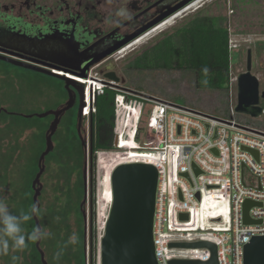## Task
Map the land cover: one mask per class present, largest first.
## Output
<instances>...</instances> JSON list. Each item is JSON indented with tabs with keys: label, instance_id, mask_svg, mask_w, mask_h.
Listing matches in <instances>:
<instances>
[{
	"label": "built area",
	"instance_id": "built-area-1",
	"mask_svg": "<svg viewBox=\"0 0 264 264\" xmlns=\"http://www.w3.org/2000/svg\"><path fill=\"white\" fill-rule=\"evenodd\" d=\"M91 71L86 79L71 77L85 91L89 89L85 82L93 80L91 104L84 97V117L95 112L94 98L107 87ZM117 92V151L97 152L96 172L103 186L104 155L123 158L117 165L143 163L157 169L153 221L157 263H207L211 252L206 247L170 246L207 242L215 246L218 264H243L244 246L253 237L264 236V131L237 123L231 116L222 120L143 94ZM147 104L151 107L146 117ZM145 118V129H140ZM246 202L254 204L248 210L253 224L244 223Z\"/></svg>",
	"mask_w": 264,
	"mask_h": 264
},
{
	"label": "rangeland",
	"instance_id": "rangeland-1",
	"mask_svg": "<svg viewBox=\"0 0 264 264\" xmlns=\"http://www.w3.org/2000/svg\"><path fill=\"white\" fill-rule=\"evenodd\" d=\"M196 5H201V8L194 10L193 6L188 7L189 12L185 16L184 12L187 10L181 14L183 16L180 17L179 14L164 24L167 29L163 33L159 34L156 30L157 32L145 34L143 37L140 35L141 39H135L134 41H137L135 44L116 51L112 61L120 82L106 80L102 77V73H99L97 66L89 69V71L92 70L90 74L95 72L99 78L105 80V83H110V85L106 84L107 87L115 91L143 94L222 120H230L231 116L237 123L264 131V113L258 119H251L240 114L231 115V110L236 105V80L237 76L245 71L247 50L251 51V71L259 79V91H264V0H202ZM199 10L212 17L223 18V25L229 31L231 58L226 90L196 89L194 75L191 72L137 71L126 67L136 56L158 42L164 35L171 34L175 28L184 24L186 19L194 17ZM63 74L71 76L68 73ZM58 80L21 70L17 71L13 67L8 68L0 63V110H4L0 113V188L3 189V194L8 199L11 191L21 188L19 183L22 182V177L26 173V167L33 162L34 155L41 146V136L50 124V116L38 118L36 115L55 111L67 101V93L64 91L62 81ZM71 90L72 93H76L75 88L71 87ZM147 107L146 117L151 104H147ZM77 108L78 100L72 110L60 119L57 131L52 136L53 152L49 158L44 160V171L40 177L41 190L37 200L43 214L37 219L41 226H46L49 230L48 224L56 219L54 216L51 219V213L60 211L62 214L60 221L64 222H61V233L66 234L68 239L73 232L78 235L79 228L82 229L85 264H93V262L98 264L97 241L99 242L102 236L109 208L105 202V189L99 184L102 176L96 172V168L93 179L87 172L86 189L84 190L82 170L85 154H83V160H80L82 148L76 142L73 157H69L68 147L66 152L57 149L59 144L65 148L70 143L65 137L66 129L70 121L76 128ZM145 121L146 118L141 122L142 129H145ZM80 132L88 143L89 117L82 118ZM140 138L144 139L143 132ZM3 177L5 181H2ZM79 190L80 193L77 192ZM84 192L86 199L83 203ZM92 199L94 200L92 211H94L95 219L92 217L90 236L89 202ZM76 207L81 209L82 214L85 212V223L83 220V223L79 224ZM50 208L53 211L48 215L47 211ZM93 244L96 247L95 251L92 250ZM72 248L76 249L75 245H72Z\"/></svg>",
	"mask_w": 264,
	"mask_h": 264
},
{
	"label": "water",
	"instance_id": "water-1",
	"mask_svg": "<svg viewBox=\"0 0 264 264\" xmlns=\"http://www.w3.org/2000/svg\"><path fill=\"white\" fill-rule=\"evenodd\" d=\"M192 0H189L175 10L167 14L166 17L172 15L174 12L182 9ZM166 17L160 19L162 21ZM157 23V22H156ZM156 23L150 25L143 31L132 36L127 42L121 44L101 56H94V59L90 62L83 64L82 62L87 59L77 60L72 53L60 51V58L64 59L63 63H60L63 67L78 71L77 77L83 79L87 78L89 69L97 65L103 58L111 55L120 47L126 43L136 39L140 35L144 34ZM65 52V53H64ZM87 58V57H86ZM0 60L10 63L14 66L28 69L47 77L59 79L64 83V90L67 93L68 99L63 107L45 113L37 114L38 118H45L48 116L53 117V121L49 124L45 133V148L38 158V172L31 182V188L33 190L32 201H37L40 195L41 185L40 177L44 171V160L46 156L52 152L53 143L52 136L55 134L60 121V115L71 109L78 100L77 108V133L84 151V164L82 170V178L84 183V190L86 189L87 172L89 176L92 170L93 152L91 144V115H89V137L88 143L82 138L80 132V126L83 116V109L85 107L84 97L85 90L81 84H78L74 80L62 75L54 73L52 70L66 71L60 69V67L51 64H39L37 66L24 64L22 62L13 60L11 58L1 56ZM83 64V65H82ZM252 60L251 51L247 50V58L245 71L237 76L236 80V105L233 109L234 114H240L247 116L251 119H258L264 113V109L260 105V100H264V91H259V79L257 75L252 73ZM103 77L106 80L113 81L115 83L120 82V79L112 72L104 74ZM105 83V82H104ZM108 84V83H105ZM110 85V83L108 84ZM72 88H75L76 93H72ZM91 104V94H90ZM4 110H0V113ZM114 145L116 142L114 141ZM88 168V170H87ZM196 173L198 171L195 169ZM186 177V175H185ZM90 180V178H89ZM158 171L150 164L143 163H124L117 165L110 173V190L111 201L108 208L106 220L104 222V228L102 236L98 243V264H158L154 253V241H153V221L155 212V201L157 191ZM86 199V193L84 192V200ZM254 204L246 202L243 208V219L245 224H253L249 220L248 210ZM85 223V212L82 214ZM186 220V216H180L182 220ZM35 225L39 224L38 219L34 218ZM259 223V222H257ZM89 226L90 236L92 234V200L89 202ZM40 242H36V248L40 254V260L42 264H47L45 255L40 249ZM172 247H206L211 252V258L204 264H218L216 258V248L213 244L207 242H200L195 244H170ZM169 264H198L197 262L190 261H171ZM243 264H264V236L253 237L243 249Z\"/></svg>",
	"mask_w": 264,
	"mask_h": 264
},
{
	"label": "trees",
	"instance_id": "trees-1",
	"mask_svg": "<svg viewBox=\"0 0 264 264\" xmlns=\"http://www.w3.org/2000/svg\"><path fill=\"white\" fill-rule=\"evenodd\" d=\"M223 22V18L212 17L205 12H200L187 20L183 26L175 28L171 34L164 35L163 39L145 49L128 63L126 67L137 71L179 70L191 72L194 75V86L196 89L204 91L226 90L229 82L231 50L229 44L230 34L228 29L223 25ZM205 66L210 69V74L207 77L201 72V69ZM205 79L208 80L206 85L203 83ZM117 93L118 92L114 89L104 87L102 93L96 95L94 98L95 112L91 114V144L95 162V164L93 163L94 173L97 152L102 151L111 153L117 151L114 145V101ZM260 105L264 109V100H260ZM71 122L72 121L69 122L68 128L66 129L67 134L65 136L70 143L65 148L60 144L57 146L59 151L62 149L65 152L68 147L69 157L74 156V151L77 146L76 142L82 148L77 133V126L75 128ZM47 129L41 136V146L35 153L33 162H30L26 167V173L22 177V182L19 183L21 188L11 191V195L7 200L9 208L14 214H19L22 210L27 211L30 204L33 202L31 182L37 172V159L45 148V133ZM83 154L82 148L80 160H83ZM50 156L51 153L47 155L46 159ZM3 180L5 181L6 179L3 177L2 181ZM77 192L80 193V190ZM92 206L94 207L93 199ZM52 211L53 209L50 208L47 211L48 215L49 212ZM76 212L79 215V224H81V222L83 223L81 209L79 210V208L76 207ZM53 216L62 217V214L60 211H57L51 213V219ZM92 217L95 219L94 211H92ZM61 222L63 221H57L56 219L54 221L52 220V223L48 224L49 230L53 234L52 237L40 242V249L45 255L47 264H85L83 232L80 228L78 243L75 245L76 249H73L72 245H68V247L64 249V254L59 261L53 259L54 253L58 250V247L67 241V235L61 233ZM34 226H36L34 219L25 225L28 230H31ZM93 237H95L94 234ZM92 250H96L94 244ZM12 255L20 257L16 264H42L39 251L36 248V243L29 242L25 250L15 253L10 252L8 256L0 257V264H13L11 260ZM93 264H95V262H93Z\"/></svg>",
	"mask_w": 264,
	"mask_h": 264
},
{
	"label": "flooded vegetation",
	"instance_id": "flooded-vegetation-1",
	"mask_svg": "<svg viewBox=\"0 0 264 264\" xmlns=\"http://www.w3.org/2000/svg\"><path fill=\"white\" fill-rule=\"evenodd\" d=\"M187 1L189 0H130L128 5L131 10L130 23L116 26L107 22L111 8L105 0H0V55L28 65L37 66L45 63L60 67L71 75L67 77L74 80L71 77H77L78 71L60 64L64 59L60 58L59 50L72 53L77 60L87 59L82 62L86 64L92 61L94 56H101L116 49L156 22L140 37L156 30L159 34L163 33L167 29L164 24L179 14L180 17L183 16L181 14L188 7L193 6L194 10L201 8V5L196 4L202 0H192L182 9L166 17ZM188 12L189 10L185 11L184 16ZM164 17L166 18L158 22ZM187 20L189 18L185 22ZM134 40L119 49L135 44L137 41ZM115 53L116 51L95 65L99 67L101 75L112 72L117 74L112 61ZM0 63L17 71L42 75L1 60ZM61 83L64 87V83ZM71 110L72 108L60 115V119ZM50 117L53 121V117ZM93 163L95 164L94 159L91 179L94 175Z\"/></svg>",
	"mask_w": 264,
	"mask_h": 264
},
{
	"label": "clouds",
	"instance_id": "clouds-1",
	"mask_svg": "<svg viewBox=\"0 0 264 264\" xmlns=\"http://www.w3.org/2000/svg\"><path fill=\"white\" fill-rule=\"evenodd\" d=\"M105 2L111 8V15L107 21L110 25L122 26L130 23L131 10L128 7L130 0H105ZM201 72L207 77L210 74V69L205 66ZM203 83L206 85L208 80L205 79ZM7 200V196L3 194V189L0 188V257L8 256L10 252L25 250L29 242L36 243L52 237V232L46 226L37 224L31 230L25 227L29 221L42 216L39 201H33L27 211L22 210L19 214H14L10 210ZM56 220L59 221L60 217L57 216ZM77 243L78 235L73 232L67 241L58 247L53 259L59 261L64 254V249L68 245H76ZM19 259L20 257L16 255L11 256L13 264H16Z\"/></svg>",
	"mask_w": 264,
	"mask_h": 264
},
{
	"label": "bare ground",
	"instance_id": "bare-ground-1",
	"mask_svg": "<svg viewBox=\"0 0 264 264\" xmlns=\"http://www.w3.org/2000/svg\"><path fill=\"white\" fill-rule=\"evenodd\" d=\"M57 74L62 75L61 73H57ZM75 79H81V78L75 77ZM85 83H89V89H88V91H85V95H86L87 99H89L90 94H91V86H92L93 80L86 81ZM130 153H132V151H130ZM128 156L131 157L132 154H128ZM103 157H104V159H105V157L107 158V163L104 164V166H103L104 167L103 168L104 169V175H103L104 179L102 182H103V189H105V202H106L107 206H109L110 201H111V190L109 188V176H110L111 171L116 167V165L119 162H124V161H123V158L121 159V157H119L117 155H104ZM124 157H127V156H124ZM100 164H103V161H101ZM99 184L101 185V182Z\"/></svg>",
	"mask_w": 264,
	"mask_h": 264
}]
</instances>
